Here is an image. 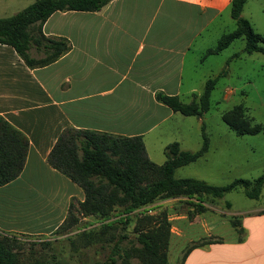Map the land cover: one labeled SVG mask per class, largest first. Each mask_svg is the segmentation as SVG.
I'll return each instance as SVG.
<instances>
[{"label":"crops","instance_id":"obj_1","mask_svg":"<svg viewBox=\"0 0 264 264\" xmlns=\"http://www.w3.org/2000/svg\"><path fill=\"white\" fill-rule=\"evenodd\" d=\"M231 3L113 0L98 12H56L43 32L46 37L67 39L70 50L42 68H29L14 48L0 44V117L30 142L24 171L0 191L13 194L27 185L32 192L33 185L41 182L40 171L53 182L41 213L33 217L39 229L27 232L11 227L8 232L51 234L52 229L49 233L44 230H55L66 221L72 201H84L83 189L48 164L64 130L142 136L144 140L158 127L179 118L156 100V94L179 96L183 101L202 94L193 85V77L186 76L195 71L191 58L196 51L203 54L216 47L198 43L211 25L230 13ZM226 67L225 63L221 71ZM198 121L202 124V119ZM28 169L35 174L24 179ZM248 213L242 221L243 240L237 237L208 244L185 257L182 253L173 263L169 257V263L264 264V208Z\"/></svg>","mask_w":264,"mask_h":264},{"label":"rangeland","instance_id":"obj_2","mask_svg":"<svg viewBox=\"0 0 264 264\" xmlns=\"http://www.w3.org/2000/svg\"><path fill=\"white\" fill-rule=\"evenodd\" d=\"M35 1L0 0V18L11 17ZM242 16L251 22L257 33L264 36V0H248ZM235 28L227 12L208 28L198 45L215 47L223 34L231 33ZM244 47L245 41L238 39L218 54H208L207 51L198 54L196 51V55L191 58L195 60V71L186 76L193 77V85L199 93H203L206 81L217 77L223 71L224 64H227L224 69L227 74L219 78L212 91L210 110L203 116L202 124L197 117H183L178 113V119L158 127L145 137L149 158L162 165L166 161L165 147L170 143L179 142L183 150L198 151L203 143L202 126L205 125L210 140L208 152L197 162L179 168L175 173L176 178L197 179L214 186H226L238 179L256 180L263 175L264 132L238 136L223 120L224 114L231 116L230 112L240 106L244 108L252 127L261 125L264 128V54L248 55L244 53ZM198 95L196 93L191 97L192 100L186 98L182 101L190 103ZM34 174L32 169H28L24 179ZM37 177L41 182L33 185L32 192L27 190V185L24 188L21 186L13 194L7 190L0 191V231L17 238L16 249L23 264H122L125 251L139 247L135 232L137 222L161 214L168 216L174 232L168 248V258L173 263L182 253L184 257L192 241L208 235L226 241L236 239L238 233L232 226V219L243 221L249 211L264 208V187L257 200L246 197L243 189L228 193L223 199L206 197L203 205L207 211L203 214L197 213L193 203L198 202L195 200H158L131 214L130 221L115 216L104 221L97 217L85 220L77 211L79 202L73 200L72 211L77 218L74 224L65 223L55 230L52 227L46 229L44 231L47 233L50 229L53 231L47 235L8 232L11 227L27 232L39 229L38 221H33V217L41 213L43 204L47 202L46 192L51 190L53 182L47 180L48 176L41 171ZM92 225L95 226L88 228ZM178 230L181 236L177 235ZM128 262L141 264L133 256L128 258Z\"/></svg>","mask_w":264,"mask_h":264},{"label":"trees","instance_id":"obj_3","mask_svg":"<svg viewBox=\"0 0 264 264\" xmlns=\"http://www.w3.org/2000/svg\"><path fill=\"white\" fill-rule=\"evenodd\" d=\"M112 1L36 0L17 14L0 18V44L14 48L29 68L46 67L70 50L67 39L45 36L43 26L48 19L59 11L98 12ZM247 2L232 0L230 14L236 22V29L224 34L208 54H218L238 39L245 41L244 53L264 54V36L257 33L251 22L242 16ZM226 74L227 71L223 70L217 77L208 79L203 93L190 103L183 102L179 96L164 93H157L156 100L175 113L202 119L210 110L212 91L219 78ZM243 109L240 106L234 108L230 112L232 118L224 114L223 120L229 129L238 136L264 132L261 125L251 126ZM202 140V146L196 152L183 150L179 142L170 143L165 147V163L158 165L149 158L142 136L126 137L68 128L49 154L48 164L83 189L85 199L78 203L77 211L84 218L97 217L104 221L115 216L130 221V215L137 210L158 200L176 198L197 201V204L192 203L197 213L203 214L207 211L203 199H223L226 194L240 189L244 190L246 197L259 199L264 187V173L256 180L238 179L226 186L175 177L179 168L197 162L208 152L210 140L204 124ZM29 150L28 137L0 117V187L22 174ZM227 205L231 207L230 203ZM73 208L71 203L69 217L63 225L77 222ZM232 226L238 233V240H243L242 220L232 219ZM135 232L139 247L126 250L122 264H130L128 258L131 256L138 258L141 264H169L168 248L172 230L166 214L140 219ZM16 240L14 236L0 233V264H23L16 249ZM222 240L210 236L193 241L186 248L184 257L196 248ZM111 261L115 262L114 259Z\"/></svg>","mask_w":264,"mask_h":264}]
</instances>
